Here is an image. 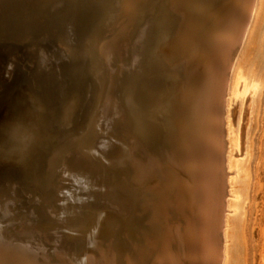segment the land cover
Wrapping results in <instances>:
<instances>
[{
    "label": "bare ground",
    "instance_id": "1",
    "mask_svg": "<svg viewBox=\"0 0 264 264\" xmlns=\"http://www.w3.org/2000/svg\"><path fill=\"white\" fill-rule=\"evenodd\" d=\"M4 1L9 2V0H0V6ZM95 1L100 8L95 20L96 24L90 28L84 27L75 21V14L70 21L71 28L79 32L81 42L79 58L84 62L89 58L91 62V65L87 66L91 75L86 93L88 103H84L85 105L79 102L73 103L74 110H76V118H81V115L88 114L93 105L95 111L93 110L91 124L96 130L104 126L108 127L110 133L100 136L98 132L97 140H94L95 144L101 152L109 156L119 155L118 161H123L121 164L129 177L127 189L132 195L128 207L130 210L134 205L140 208L143 217L140 223L143 227L137 231L138 241L134 243L132 251H127L129 253L123 258L120 255L121 258H118L115 254L105 255L101 249L98 256L87 255L85 264H242L240 247L237 245L240 243L244 228L231 212L238 211L242 198L248 196L250 173L236 155L242 149L246 131L244 130L247 116L246 112L244 113L245 104L247 101L252 102L254 107L256 94L264 86V74L257 70L255 62H252L254 59L251 60L255 56L256 44L262 38L259 39L261 30L258 32L256 27L259 15L264 9V0H215V6H212L211 1L207 6H203V9L198 10L192 8L197 0H160L163 4V8H160L162 15L164 13L163 21L167 24L165 30L164 27L162 29L166 31L168 28L170 37L159 46L157 56L159 60L155 73L160 78L165 73L166 76L173 78L176 84L174 92L171 91L173 93H169L167 99L161 97V100L153 101L151 98L155 96L157 98L160 94L152 91L158 83L152 82L149 78L151 76L149 73L152 72L150 64L154 65L153 61H150L152 54L149 55L147 51L146 57L142 56L143 59L140 57L139 60L135 48L137 43L132 46L125 35L137 22L138 15L146 7L148 8L147 4H151L154 0H122L125 3V12L112 21H106L107 14L111 10L109 4H105L107 0ZM103 25L109 26L110 34H108L111 38L108 40H102L97 36ZM146 31H140L142 34L137 41L146 38ZM135 37L137 38V35ZM146 39L148 41L150 38ZM126 50L130 51L132 58L127 63L121 64L125 72L122 82L127 90V102L125 107H121L111 101L107 92V83L111 77L109 52L120 54L121 57L125 55ZM71 52L73 51L68 49L67 54ZM58 55L62 53L59 52ZM44 56L51 62L48 56ZM53 70L56 73L55 84L60 94L59 71L57 68ZM139 98L143 103H149L147 100H151L150 106L141 103L142 106L137 100ZM173 125L177 126V129ZM161 128L164 131H160ZM90 134H94V131ZM82 154L84 155L83 152ZM98 162L94 161L97 165ZM86 177L83 174L80 179ZM17 198L19 195L16 193L14 181L0 187V221L11 217V203ZM109 199L111 207L119 213L122 211L125 213L126 202L114 196ZM34 209L35 207L32 210ZM146 217L150 220L143 224ZM134 220L137 222V219ZM19 236L18 239L7 236L5 227L0 223V264H74L63 259L61 254V258L56 261L49 260L45 255H41L38 248L23 240L21 234ZM235 245L237 248L232 258L235 260L231 261L232 248Z\"/></svg>",
    "mask_w": 264,
    "mask_h": 264
},
{
    "label": "rangeland",
    "instance_id": "2",
    "mask_svg": "<svg viewBox=\"0 0 264 264\" xmlns=\"http://www.w3.org/2000/svg\"><path fill=\"white\" fill-rule=\"evenodd\" d=\"M211 1L213 2L212 6H215V0H209V1L208 0H197L196 1L197 3H194L192 8L195 10H198L200 8L203 9V6H205V5L207 6V4L211 3ZM52 2H53L52 4L56 3L55 0H52ZM106 3L109 4V5L108 4L107 5L110 6V9H111L109 14H107L106 21H109V20L112 21L113 18L116 19L121 15V13L125 12V8H124L125 3L122 0H107V2H105V4ZM200 3L202 5H200ZM158 5L160 7H158ZM162 5L163 4L160 0H154L151 4H147L148 8L146 7V9H144L142 11V13H140L138 15V17L136 18L137 22L134 24V26H133L134 28L132 27L130 29L131 31L129 30V32H127V34L125 35V37H127L128 41L130 42V44H132V46H133V44L137 43L138 48L136 47V45H135V48L137 49L136 51H138L137 57L139 58V60H141L142 56H144V58L146 57L145 53L147 51L149 52V55H150V53L152 54L150 61H153L154 65L150 64V68H151L152 72L149 73V75H151L149 78L152 80V82L156 81L158 83V85H156L157 87L152 91L154 93L160 94V96L158 95L157 98H156V96L151 98L152 101L155 99L161 100V97H162V99H167L170 96V94L174 92V89H175L174 87L176 84V81L173 78L166 76L165 73H163L164 75H162L163 76L162 78H160L156 75V73H157L156 72V66H157V63L159 60V58L157 57L158 52L160 50L159 46L163 42H165L167 40V38L170 37V34L168 33V30H167L168 28L166 29V31H164L167 24H165V22L163 21L165 19H163L164 13L162 15V11H161V9L163 8ZM153 6H154V8H153ZM148 10H150V11H148ZM175 12H177V11H175ZM171 13L173 14V12H171ZM188 13H189V11H188ZM74 14H75V12L70 14L68 17L62 19V22L64 23V27H65V32L68 33V37H66L67 40L64 37L59 44V49H60V52L62 53V55H55V54L50 53L48 51H43V54L46 55V57L48 56L47 58L50 59V61L53 63L59 61L61 58L65 59L66 57H69V55L71 56V54H75L78 56L80 53L79 51L81 50V42L79 40L80 39L79 38V32L77 30L72 29L70 26L71 25L70 21H72ZM153 16H154V18H153ZM144 18H146L145 21H147V22H145L143 20ZM148 26H149V28H148ZM163 27H164V30L162 29ZM108 29H109V26L103 25L102 29L100 30V33L97 36L100 37L102 40L110 39L111 37L109 35L110 33H109ZM141 30L142 31L147 30L146 31L147 32L146 38L147 37L150 38V39H148V41L146 38L137 41V39H140L139 35L141 36V34H142L140 32ZM256 30L258 32L261 30L259 32V36H260L259 39L261 37L262 38L259 40L260 42L259 41L257 42V44H256L257 46L255 45L256 46L255 52H254L255 56L254 55L253 56L256 58L252 57L251 60L252 59L255 60V61L252 60L253 63L255 62L254 63L255 67L257 68L258 71L260 70L259 72L264 74V9L261 11V13L259 15V20L257 23ZM260 33H262V34H260ZM136 35H137V38L135 37ZM165 35H167V36H165ZM73 37H74L73 40L77 41V43H78L77 47H73V45L71 44L70 40H72ZM154 38H155V40H154ZM151 39H153V40L151 41ZM146 41H147V43H146ZM147 46L149 48H146ZM68 49L73 51V52H71L70 54H67ZM256 53H257V55H256ZM116 56H118V57H116ZM119 57H120V54L118 55V54H114V52H109V70H110V74H111L110 76L111 77H110V81L107 83L108 84L107 92H108V95H109L112 102L117 103L121 107H125V103L127 102V99H126L127 90H126V88H124V85H123V82H124L123 77H125V75H124L125 72H124L123 66L121 64H123L124 62L127 63L129 61V59L132 58V55L130 54V51L126 50L125 55H123V56L121 55V57L120 58ZM80 60H82V58H80ZM112 63H114V64H112ZM115 63L117 65H115ZM79 64H80V62H79ZM68 65L70 66V63ZM69 66H67L68 69L66 70L65 74L60 73V69L57 68L59 71L58 72L59 73L58 80H59V84H60V94L59 95L62 98L64 96L66 98L70 97V99L74 98V100H73L74 102L70 103V101H68L69 107H68V105H66V110H67V112L70 111V112H68V114L72 113V114H69L71 119H74V121H78V119H80V118H76L77 115H76V110H74V104L76 102H79L82 104L88 103V100H87L88 97H87L86 93H87V87L89 85V82L91 81V75L88 72V68H84V66H85L84 61L82 62V65H81L82 68H77V67L72 68L71 66L70 67ZM112 66H114V67H112ZM258 66L260 68H258ZM120 67H122V68L120 69ZM153 71H154V73H153ZM121 74H123V75L121 76ZM155 78H157V79H155ZM61 81H62V83H61ZM117 82L119 85L116 84ZM111 88H113V89H111ZM171 91H173V92H171ZM163 92H164V94H163ZM65 93H66V95H65ZM119 94H120V96H119ZM137 100L140 104L143 103L142 101H140L141 100L140 98ZM147 101H149V103L151 102V100H147ZM149 103L148 102L143 103V105L144 106L145 105L150 106ZM252 104H253L252 102H248V101L245 104L244 113L246 112V115H247L246 120L247 121L245 120L246 125H245L244 130H246V131L244 133V140L242 142L243 145H241L242 149L239 151L238 155H236V157L239 158L243 162V164L248 168L249 173H250L249 186L247 189L248 196H245L242 198L240 209L236 212H231V214L236 217L237 221H239V223L242 224L243 228H244V231H243L241 238H240V243L237 245V247L238 246L240 247V258L242 257V259H241V262H243L242 264H264V86L262 89H260V91H258V94H256L254 107ZM179 107H181V106L179 105ZM248 107H250V108H248ZM90 109L91 110H89L87 115H85V116L83 115V117L87 119V121L86 120L83 121V124H81V125L77 124L78 126H76V124L75 125L74 124L69 125V123H68V125H64L62 127L64 130L62 132L63 134H61V137L63 138L66 134H68V136L66 138L67 141L62 142L59 140V144L56 145V147H55L56 150H54V152L52 153V157H51L52 162L51 163H53L57 169L54 166L51 168V170L47 174L48 179L46 180V182H44L45 180L43 181V177H39V176L33 178L32 180H28L27 185H24L23 183L21 184V183H19V181L15 180L13 178H8V177H7V179L6 178L5 179L0 178V187L5 186L8 182L14 181L16 193L19 195V198H17L16 200H13L14 203H11V209L13 210V211L12 210L10 211L11 217L9 219L0 221L1 225H3L5 227V234L7 236L10 235L12 238H17V239L20 238L19 235L21 234L23 236V237H21V238H23V240H26V242L34 245L36 248L39 249L41 255H45L51 261H56L57 259H60L61 255H62V258L65 259L66 261L70 262V263L72 262L74 264H77V263L78 264H85V260L88 258L89 255L92 254V255L98 256L99 250H101V249L105 252V255L108 254V256H109L110 254H115L118 258L120 256L123 258L125 256V254H128L129 252L132 251L134 243L136 241H138V239H137L138 237H136V234H138L137 231L139 228L143 227L142 223H140V222H142V218H143L142 213L140 211V208L138 206L134 205V206H132V210H130L129 209L130 207H128V202H131L132 195L130 194L129 190L127 189V184L129 183V181H128L129 177H128V174H127L125 168L122 166L123 161L122 160H119L120 162L118 161V159H120L119 155L109 156L105 152L104 153H103V151L101 152V150L98 149L96 144H95L96 143L95 141L97 140L96 135L98 132H100V134H99L100 136L107 135L110 132H109V129L107 126H104L101 129L96 130V128L90 122L91 118L93 116V113L95 111L94 106L92 105ZM251 111H253V112H251ZM124 117H125V115H124ZM41 121H42V119H41ZM88 128H90V129H88ZM174 128L177 129V126H174ZM161 130L164 131V129H162V128L160 129V131ZM93 131H94V134H90V133H93ZM33 136L36 137L34 134H33ZM77 136L79 139H77ZM82 136H83V138H82ZM86 136H87V138H86ZM77 150H78V152H77ZM69 152H71V153H69ZM82 152L84 153V155L82 154ZM241 152H243V154ZM99 153H101V154H99ZM93 154H95V155H93ZM99 155H101L100 156L101 158L99 157ZM68 156H69V158H68ZM94 156H96L97 159ZM79 157H81V158H79ZM53 159H54V161H53ZM88 160H90L91 162ZM93 160L95 162L99 161L98 165H97V163L95 164ZM11 163H13V162H11ZM115 164H117L118 166ZM60 168H61V171H60ZM88 168H90V169H88ZM82 169L84 171H82ZM105 170H106V172L108 171L107 172L108 175L105 172ZM110 170L112 172L111 174H110ZM119 170H121V171H119ZM114 171H115V173H114ZM101 173H105V174L103 175ZM83 174L86 175L88 178L86 177L85 179L84 178L80 179V176H82ZM90 175H91V177H89ZM122 176H124V177L122 178ZM107 177H109V178H107ZM75 182L78 184H76ZM102 183H104V184L102 185ZM58 187H59V190H58ZM47 188H49V190ZM100 190H102L104 194ZM41 191H42V193H41ZM123 192L126 194H124ZM21 193H23V194H21ZM64 193H66V194H64ZM118 194H120V195H118ZM21 195H23L24 197H22ZM112 196L117 197L118 199H120L124 203L126 202L125 208H124L125 213H123L124 211L119 213V212H117V210H115L113 207H111V202H110L109 197H112ZM84 197H86V198H84ZM99 199H101V200H99ZM30 204H31V206H30ZM51 206L54 208H52ZM34 207H35V209L32 210ZM36 208H37V210H36ZM25 209L26 210L28 209V210L26 211ZM92 210H94V211H92ZM0 212H1V210H0ZM133 213H134V215H133ZM72 215L74 217H72ZM132 216H134V217H132ZM103 218H104V220H103ZM134 218L137 219V222H135ZM56 220L57 221L59 220V221L57 222ZM149 220H150V218L146 217L143 220V224L147 223ZM65 221H66V223H65ZM7 222H9V223H7ZM108 222H111V223L108 224ZM100 223H102V224H100ZM114 224H115V226H114ZM77 225H79V226H77ZM133 225L134 226L138 225V227H136V226L134 227ZM124 226L127 227V229ZM210 226L212 227V224ZM75 227H77V228H75ZM103 228L104 229L106 228V229L104 230ZM135 228H136V230H135ZM111 230H113L114 232ZM118 231L121 233H119ZM38 232H40V233H38ZM85 233H87V234L84 235ZM99 234L102 236H100ZM110 234H112L113 237ZM130 235L131 236L133 235V236L131 237ZM32 236H34V237H32ZM94 236L96 237L95 239L97 241H95ZM114 237L116 240L114 239ZM129 237H131V238L129 239ZM133 237H134V239H133ZM127 239H129V240H127ZM119 240L120 241L122 240V241L120 242ZM116 241L117 242L119 241L120 243L119 242L117 243ZM127 242L128 243L131 242V244L129 243L130 244L129 245V244H127ZM116 243L118 244V247H117ZM95 244H96V246H95ZM237 247L235 245V247L233 246V248H232L233 255L231 257V261L235 260L232 258L234 257V251H236ZM118 251H120V252H118ZM127 251H129V252H127ZM77 254H78V256H77ZM67 255H68V257H67ZM85 257H87V258H85Z\"/></svg>",
    "mask_w": 264,
    "mask_h": 264
},
{
    "label": "water",
    "instance_id": "3",
    "mask_svg": "<svg viewBox=\"0 0 264 264\" xmlns=\"http://www.w3.org/2000/svg\"><path fill=\"white\" fill-rule=\"evenodd\" d=\"M55 1L9 0L0 6V178L24 185L38 176L48 179L52 153L59 140H67L62 127L87 121L83 115L78 121L70 118L66 105L74 98L59 95L53 70L65 74L69 63L81 68L82 60L71 54L51 63L43 51L60 52L61 40L68 37L63 18L75 12V21L90 28L100 8L95 0ZM84 64L90 66V59Z\"/></svg>",
    "mask_w": 264,
    "mask_h": 264
}]
</instances>
